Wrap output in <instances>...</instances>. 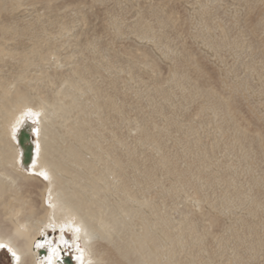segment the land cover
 <instances>
[{"label": "rangeland", "instance_id": "rangeland-1", "mask_svg": "<svg viewBox=\"0 0 264 264\" xmlns=\"http://www.w3.org/2000/svg\"><path fill=\"white\" fill-rule=\"evenodd\" d=\"M49 1L0 0V97L65 103L57 147L88 195L101 180L113 239L146 264H264V0Z\"/></svg>", "mask_w": 264, "mask_h": 264}, {"label": "bare ground", "instance_id": "bare-ground-1", "mask_svg": "<svg viewBox=\"0 0 264 264\" xmlns=\"http://www.w3.org/2000/svg\"><path fill=\"white\" fill-rule=\"evenodd\" d=\"M45 2L50 5L49 0ZM3 9L4 4L0 2V10ZM1 29L6 31L8 27ZM36 51L35 46L31 54ZM0 52L3 51L0 49ZM20 56L26 64L27 53ZM1 84L0 242L10 246L19 256V261L12 257L7 248L0 249V254L6 252L10 255L12 264H49L46 258L51 244L57 248V253L51 258L52 264H67V258L71 263L73 259L72 264H79L76 257L81 252L85 264H146L139 257L140 251L146 249L143 240H138L140 249H137L133 246L136 241L133 235L125 240L113 239V235L118 234L123 227L117 216L107 211L102 203V187L98 184L101 180H88L91 183L88 187L92 189V194L88 195L87 184L78 175L80 172L71 169V166L84 165L92 171V167H88L74 148L63 150L57 147L53 126L60 114L68 113L65 103L61 99L47 98L40 100L41 104L37 107L32 105L24 90L12 91L9 86H5L6 83ZM29 110L39 113V116L26 118L25 113ZM25 128H29L33 136L32 158L28 164L23 161L24 149L19 144L20 132ZM79 134L77 138L81 136L80 131ZM41 171L46 172L49 178L36 199L27 182L43 178L39 175ZM66 175H73V180L67 179ZM125 190H122L123 194L131 196ZM74 228H79L80 232H75ZM146 236L153 240L149 234ZM61 237L68 244H63ZM37 243L44 246L37 248ZM150 260L154 264L152 258Z\"/></svg>", "mask_w": 264, "mask_h": 264}, {"label": "snow or ice", "instance_id": "snow-or-ice-1", "mask_svg": "<svg viewBox=\"0 0 264 264\" xmlns=\"http://www.w3.org/2000/svg\"><path fill=\"white\" fill-rule=\"evenodd\" d=\"M38 116H39V113H33L31 110H29L28 112L25 113V117L29 118V119H34L35 117H38ZM34 122H35V120H34ZM36 131H38V130H36ZM39 175H41L45 180H47L49 178L48 174L46 172H44V171H41L39 173ZM49 206L51 207V204ZM61 231L63 232V228L61 229ZM74 231L79 233L80 229L79 228H74ZM61 240H62L63 244H68V241L64 240L63 237H61ZM43 246L44 245L40 244V243L36 244L37 248H40V247H43ZM4 248H7L8 252L11 253L12 257L16 261H19V256L17 255V253L10 246L6 245L3 242H0V249H4ZM77 250L80 251L79 248ZM56 253H57V248H54V247L51 246V244H49V256L46 258L48 260L49 264H52V259H51L52 255H54ZM76 259L79 261V264H85L82 252H81V254L79 256L76 257Z\"/></svg>", "mask_w": 264, "mask_h": 264}, {"label": "water", "instance_id": "water-1", "mask_svg": "<svg viewBox=\"0 0 264 264\" xmlns=\"http://www.w3.org/2000/svg\"><path fill=\"white\" fill-rule=\"evenodd\" d=\"M32 137L31 132L29 131V128H25L20 132V137H19V144L23 147L24 149V155H23V161L25 164H28L32 158V150H33V145H32ZM67 264H72L70 259H66Z\"/></svg>", "mask_w": 264, "mask_h": 264}]
</instances>
